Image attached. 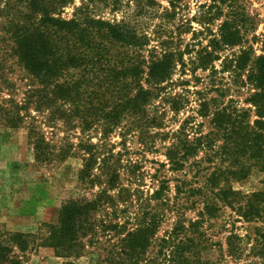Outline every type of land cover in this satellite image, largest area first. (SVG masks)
I'll list each match as a JSON object with an SVG mask.
<instances>
[{
    "label": "trees",
    "instance_id": "1",
    "mask_svg": "<svg viewBox=\"0 0 264 264\" xmlns=\"http://www.w3.org/2000/svg\"><path fill=\"white\" fill-rule=\"evenodd\" d=\"M98 1L108 2L83 0L74 8L73 16L65 18L63 10L75 0H0V42L5 44L7 55L17 58L38 85L22 101L1 97L0 125H26L34 159L41 165L80 154L81 187H99L91 198L82 196L64 202L58 222L45 224L38 233H6L0 242V264H22L27 251L36 247L51 248L57 257L65 259L88 255L90 264H191L188 253L192 240L183 236L188 229L183 224L185 204L172 205L163 197L167 180L160 181L154 197L164 202L163 218L170 212L179 219L172 231L157 240L162 216L148 211L133 227H128L129 219L121 217L125 209L120 210V201H126L122 196L129 191L120 187L118 193H112L121 177L119 166L112 162L116 156L113 151L82 138L76 144L65 138L60 143L47 139L38 114L43 110L51 115L58 112L64 122L68 116L75 117L82 133L100 130L106 138L125 120L141 119L155 99L165 100L177 71L180 75L187 69L192 73L198 69L217 72L218 61L220 72L251 89L246 98L249 106L239 107L233 99L221 102L223 92L219 89L218 96L200 99L197 113L209 118L211 129L196 132L190 139L186 120L166 150L169 169L183 170L189 158L201 150H206L209 160L220 161L206 179L207 191L186 187L183 181L176 185L177 196L184 194L187 200L201 194L199 200L204 206L199 211L200 219L192 225L217 217L223 205L236 208L245 219H264V185L242 195L225 184L230 178H246L252 170L264 172V33L261 53L257 54L246 41L252 22L245 13L227 5L228 9L219 7L213 19L221 21L217 32L211 33L199 49H148L147 35L126 22L96 17L93 8ZM235 48L223 55L225 50ZM186 54L190 55L188 61ZM5 62L0 47V85L8 83ZM170 103L179 109V101L171 98Z\"/></svg>",
    "mask_w": 264,
    "mask_h": 264
},
{
    "label": "rangeland",
    "instance_id": "2",
    "mask_svg": "<svg viewBox=\"0 0 264 264\" xmlns=\"http://www.w3.org/2000/svg\"><path fill=\"white\" fill-rule=\"evenodd\" d=\"M83 0H75L62 12L65 18L73 16L74 8L80 6ZM108 0L98 1L94 5L93 14L111 21H124L140 34L149 38L148 49L153 47H170L173 49L192 50L205 45L211 33L217 32L220 20H213L219 7L245 13L252 22V28L246 39L247 45H252L257 54L261 53L264 33V0ZM215 3V4H214ZM212 7L209 8V6ZM218 6V8H216ZM211 21L209 24L207 22ZM206 25H200V23ZM0 31V35H2ZM195 33V34H194ZM5 55L4 65L7 84L0 85L1 97H11L22 101L33 93L37 87L35 80L27 73L14 56L6 53V46L0 42ZM187 47V48H186ZM225 50L223 55L231 54ZM194 54V53H193ZM147 51H145V56ZM190 55L186 54L188 61ZM217 72L198 69L186 74L180 72L174 75L165 94L155 99L146 110L144 116L134 122L125 120L121 127L110 132L103 138L100 130L92 129L82 133L79 120L68 116L65 122L59 119L58 112L51 115L47 110L38 114L43 123L39 124L47 139L60 143L64 138L68 142L85 141L101 144L105 151H113L116 155L112 162L119 166L120 180L118 187L112 193H118L124 187L126 201H120L123 219L128 220V227H133L146 213L152 212L161 217L164 215L163 201L154 197L160 188L162 180L168 181L164 196L170 204L180 202L185 204V224L188 229L183 236L192 240V250L188 253L191 264H264V219H245L235 209L223 205L215 218H205L197 226L192 222L200 219L199 211L204 204L199 200L201 194H193L187 200L186 195L177 196L176 185L186 183V187H203L212 169L220 164L218 158L206 155L201 150L198 155L190 157L181 171L169 169L167 148L172 144L175 133L186 120L185 131L192 139L196 132L207 133L211 129L209 118L201 117L197 111L200 99L214 97L220 94V101L227 103L233 99L239 107H248L246 98L250 88L242 87L240 82H234L228 73L220 72L221 61L216 63ZM179 69V68H178ZM179 101V109H174L170 100ZM34 107V106H33ZM36 113V112H34ZM200 123V125H199ZM225 162L224 165H226ZM83 166L82 156L76 154L66 160L50 165L36 162L28 138L26 125L9 127L0 125V200L1 208L7 213L5 219H0V242L8 232V224L19 226L20 231L38 233L47 223H57L61 206L71 199L82 196L91 198L99 190L82 188L79 173ZM103 179H106L103 177ZM264 172L252 170L244 179L230 178L229 186L248 195L263 187ZM224 182H221L223 185ZM106 186V183H103ZM209 192V191H208ZM123 198V199H124ZM242 202V201H241ZM239 203H236L238 207ZM149 211V212H148ZM128 217V218H127ZM179 219L174 213L168 212L160 222L158 238L166 231H172ZM191 244V242L189 241ZM90 264L88 255L80 258L65 259L57 257L48 247H36L27 251L22 264Z\"/></svg>",
    "mask_w": 264,
    "mask_h": 264
},
{
    "label": "crops",
    "instance_id": "3",
    "mask_svg": "<svg viewBox=\"0 0 264 264\" xmlns=\"http://www.w3.org/2000/svg\"><path fill=\"white\" fill-rule=\"evenodd\" d=\"M0 187L2 188V185H0ZM3 199V195H0V200ZM7 213H5L4 209L1 208V204H0V219H5L7 216ZM8 229L11 230V231H20V228L19 226H15L14 224H8Z\"/></svg>",
    "mask_w": 264,
    "mask_h": 264
}]
</instances>
